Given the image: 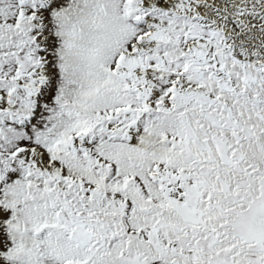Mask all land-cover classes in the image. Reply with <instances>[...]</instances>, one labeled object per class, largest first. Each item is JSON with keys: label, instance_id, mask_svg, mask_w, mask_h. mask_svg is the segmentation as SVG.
Instances as JSON below:
<instances>
[{"label": "snow or ice", "instance_id": "snow-or-ice-1", "mask_svg": "<svg viewBox=\"0 0 264 264\" xmlns=\"http://www.w3.org/2000/svg\"><path fill=\"white\" fill-rule=\"evenodd\" d=\"M0 264H264V0H0Z\"/></svg>", "mask_w": 264, "mask_h": 264}]
</instances>
